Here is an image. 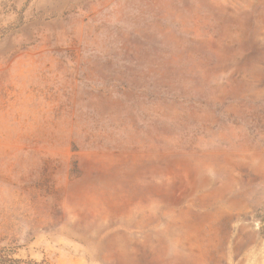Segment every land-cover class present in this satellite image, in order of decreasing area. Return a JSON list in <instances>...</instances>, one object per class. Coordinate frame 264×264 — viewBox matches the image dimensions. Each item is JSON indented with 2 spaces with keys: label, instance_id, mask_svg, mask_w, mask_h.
Masks as SVG:
<instances>
[{
  "label": "rangeland",
  "instance_id": "374dc122",
  "mask_svg": "<svg viewBox=\"0 0 264 264\" xmlns=\"http://www.w3.org/2000/svg\"><path fill=\"white\" fill-rule=\"evenodd\" d=\"M0 246L264 264V0H0Z\"/></svg>",
  "mask_w": 264,
  "mask_h": 264
},
{
  "label": "trees",
  "instance_id": "16d2710c",
  "mask_svg": "<svg viewBox=\"0 0 264 264\" xmlns=\"http://www.w3.org/2000/svg\"><path fill=\"white\" fill-rule=\"evenodd\" d=\"M0 264H50L47 261L37 262L31 259L16 258L15 253L0 246Z\"/></svg>",
  "mask_w": 264,
  "mask_h": 264
}]
</instances>
